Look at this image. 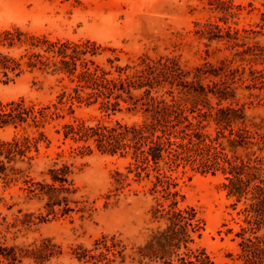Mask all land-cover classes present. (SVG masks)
Wrapping results in <instances>:
<instances>
[{
  "label": "trees",
  "instance_id": "16d2710c",
  "mask_svg": "<svg viewBox=\"0 0 264 264\" xmlns=\"http://www.w3.org/2000/svg\"><path fill=\"white\" fill-rule=\"evenodd\" d=\"M209 4L222 12L219 20L224 24L241 9L231 0H209ZM261 19L260 28L264 26V12ZM196 25L199 28L195 32L208 40L225 39L232 46H245L237 53L250 56L249 61L262 64V68L249 65L245 77L244 66L232 68L223 61L217 66L206 61L191 70L181 66L174 56L153 58L142 54L124 65L112 66L111 71L87 57L98 53L95 41L50 40L19 27L0 31V47L7 48L0 49V83L13 81L26 69L45 70L58 75L59 82L68 81L45 105L26 103L22 97L0 102L1 128L34 127L38 132L36 136L0 139V174L22 172L16 163L33 159L32 150L37 153L40 141L46 138L39 128L50 120L63 118L64 109L73 114L74 106L98 104L107 114H114L122 111L124 102L127 111L141 112V119L131 123L115 120L87 124L73 120L61 126L63 139L81 143V155L98 151L128 157L126 169L133 173L132 179L149 181L150 192L160 193L162 198L155 196L151 206L156 227L143 243L131 247L129 254L126 244L115 241L114 236L108 242L103 235L92 248L72 247L78 261L108 264L119 256L122 263L128 257L130 264H215L203 248L190 246L194 234L199 236L203 229L202 221L193 207H179L176 199L171 172L188 166L202 174L220 172L224 176L226 195L235 198L234 204L243 203L241 212L248 226L241 230L248 229L253 234L242 236L238 257L242 264H264V231L256 234L264 230V133L246 124L244 105L234 101L233 87L236 82L248 81L247 89H264V46L257 42L239 43V29L229 25L221 27L209 21ZM242 31L258 32L244 28ZM14 47L23 49L14 55L8 50ZM108 61L112 63L111 59ZM211 77L218 79H211V84L202 83V79ZM212 97L215 104L210 101ZM72 173L71 164L55 162L47 169L48 178L37 181L26 175L22 189L29 198H46L47 215L82 211L84 207L70 205L69 197L76 191ZM127 178V174H122L118 180L122 187ZM45 220L40 216L39 222ZM61 254V245L49 237L26 245L0 242V264H22L24 260L46 264Z\"/></svg>",
  "mask_w": 264,
  "mask_h": 264
},
{
  "label": "rangeland",
  "instance_id": "374dc122",
  "mask_svg": "<svg viewBox=\"0 0 264 264\" xmlns=\"http://www.w3.org/2000/svg\"><path fill=\"white\" fill-rule=\"evenodd\" d=\"M231 1L241 9L224 24L219 20L222 12L210 5L209 0H0V31L19 27L36 35L43 34L50 40L95 41L99 45L98 53L87 57L111 71L114 65H124L147 54L153 58L174 56L181 66L191 70L206 61L215 66L223 61L232 68L244 66L246 77L249 65L256 68L263 65L252 63L250 56L242 57L237 53L245 46H232L225 39L208 40L195 32L199 28L197 23L215 22L221 27L229 25L239 29V43L252 45L257 42L264 46V26H259L263 23L264 0ZM243 28L258 32L245 33ZM22 49L8 50L18 55ZM58 78L45 70L26 69L13 81L0 83V102L22 97L26 103L45 105L54 100L63 84L68 83L67 79L59 82ZM211 79L218 78H205L202 83L211 84ZM247 83L233 84L234 101L244 105L246 124L264 133V89H247ZM210 101L215 104L216 99L212 97ZM121 104L122 111L114 114H107L98 104L74 106L73 114L64 109L61 111L63 118L50 120L39 128L46 138L40 141L37 153L32 150L33 159L16 163L15 167L22 172L15 175L7 172L8 176L0 174V242L26 245L44 237L52 238L61 245L62 254L46 264H87L73 256L72 247L92 248L94 241L103 235L108 242L114 236L115 241L126 244V254L131 252V247L144 242L157 225L151 206L155 196L160 198V193L150 192L149 181L132 179L133 173L126 169L128 157L98 151L81 155L78 150L81 143L63 139L61 133L62 124L73 120L94 124L115 120L131 123L141 119L140 111H127V104ZM14 135L36 136L38 132L34 127L25 130L0 127V139L7 140ZM55 162L71 164L76 191L69 197L70 205L84 207L82 211L65 216L58 211L47 215L46 198H29L22 189L26 175L37 181L48 178L47 169ZM122 174L128 175L123 187L122 181L118 182ZM171 176L179 207H193L202 221L203 229L199 236L194 234V243L190 246L203 248L215 264H242L238 257L239 243L242 236L253 234L248 229L241 230L248 226L241 212L243 203L234 204L235 198L226 195L224 176L220 172L202 174L188 166L179 167ZM10 177L14 178L10 180ZM40 216L47 220L39 222ZM29 220L33 222L26 223ZM129 260L126 257L122 263L117 256L108 264H130ZM22 264L35 263L24 260Z\"/></svg>",
  "mask_w": 264,
  "mask_h": 264
}]
</instances>
